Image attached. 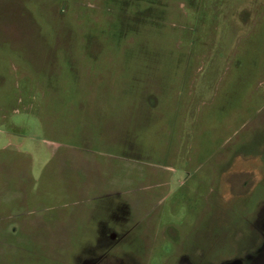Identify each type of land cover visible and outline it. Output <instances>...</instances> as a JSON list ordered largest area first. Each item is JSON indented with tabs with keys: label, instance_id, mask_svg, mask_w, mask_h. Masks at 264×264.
Masks as SVG:
<instances>
[{
	"label": "rangeland",
	"instance_id": "1",
	"mask_svg": "<svg viewBox=\"0 0 264 264\" xmlns=\"http://www.w3.org/2000/svg\"><path fill=\"white\" fill-rule=\"evenodd\" d=\"M10 141L25 191L0 192V264L112 249L249 264L264 246V0H0L2 153Z\"/></svg>",
	"mask_w": 264,
	"mask_h": 264
},
{
	"label": "crops",
	"instance_id": "2",
	"mask_svg": "<svg viewBox=\"0 0 264 264\" xmlns=\"http://www.w3.org/2000/svg\"><path fill=\"white\" fill-rule=\"evenodd\" d=\"M8 137L9 139L11 138L10 133ZM11 145H13L12 141H10L7 144L6 149L4 151L2 149L3 153L0 150V152L2 153L0 154V192L2 193V195L4 196L6 195L9 197L12 196V193L16 190H21V192L25 191V154L19 151H16V150H11L10 148L8 149L7 147H11ZM153 209L154 208H152L151 211ZM136 219H135L136 224H135V227L133 228H136L139 230L143 222V217L138 214V217ZM111 232H116V231L115 229L108 230V233H111ZM139 232L140 230L137 231V233Z\"/></svg>",
	"mask_w": 264,
	"mask_h": 264
},
{
	"label": "flooded vegetation",
	"instance_id": "3",
	"mask_svg": "<svg viewBox=\"0 0 264 264\" xmlns=\"http://www.w3.org/2000/svg\"><path fill=\"white\" fill-rule=\"evenodd\" d=\"M118 234L120 233L118 232L108 233L107 232L105 236H107L108 241H110V243H114V244L117 243V245L121 246V243L119 241H122V238H118L117 237ZM112 250H111L112 252L109 251V252H102V253L84 254L79 259V262L77 264H123L124 260L129 256L123 250H114V249ZM240 262L241 261L237 259V260L230 262L229 264H240ZM241 264L243 263L241 262Z\"/></svg>",
	"mask_w": 264,
	"mask_h": 264
},
{
	"label": "water",
	"instance_id": "4",
	"mask_svg": "<svg viewBox=\"0 0 264 264\" xmlns=\"http://www.w3.org/2000/svg\"><path fill=\"white\" fill-rule=\"evenodd\" d=\"M249 264H264V246L256 255L249 257Z\"/></svg>",
	"mask_w": 264,
	"mask_h": 264
}]
</instances>
